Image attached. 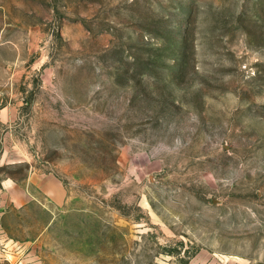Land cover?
Returning a JSON list of instances; mask_svg holds the SVG:
<instances>
[{
	"label": "rangeland",
	"instance_id": "rangeland-1",
	"mask_svg": "<svg viewBox=\"0 0 264 264\" xmlns=\"http://www.w3.org/2000/svg\"><path fill=\"white\" fill-rule=\"evenodd\" d=\"M31 165L62 212L0 264H264V0H0V183Z\"/></svg>",
	"mask_w": 264,
	"mask_h": 264
},
{
	"label": "crops",
	"instance_id": "crops-1",
	"mask_svg": "<svg viewBox=\"0 0 264 264\" xmlns=\"http://www.w3.org/2000/svg\"><path fill=\"white\" fill-rule=\"evenodd\" d=\"M66 196V188L58 177L31 165L24 182L7 178L1 181L0 204L7 203L1 210V225L13 237L24 236L22 242L33 243L61 214Z\"/></svg>",
	"mask_w": 264,
	"mask_h": 264
}]
</instances>
